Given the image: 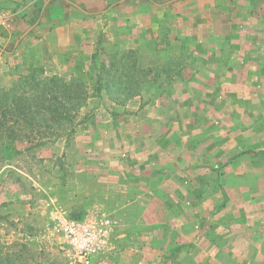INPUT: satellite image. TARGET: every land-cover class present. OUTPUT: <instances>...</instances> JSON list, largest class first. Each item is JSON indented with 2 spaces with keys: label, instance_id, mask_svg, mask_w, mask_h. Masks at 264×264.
Masks as SVG:
<instances>
[{
  "label": "crops",
  "instance_id": "1",
  "mask_svg": "<svg viewBox=\"0 0 264 264\" xmlns=\"http://www.w3.org/2000/svg\"><path fill=\"white\" fill-rule=\"evenodd\" d=\"M0 6L17 8L0 31V69L30 55L50 74L88 78L103 32L111 60L132 51L147 70L140 93L122 103L102 88L101 104L112 105L99 117L102 157L71 162L86 183L65 208L110 222L93 264H264V0ZM122 132L129 144L112 159ZM5 189L0 179V232L11 220V234L38 249L37 229L23 225L34 202L9 201Z\"/></svg>",
  "mask_w": 264,
  "mask_h": 264
},
{
  "label": "rangeland",
  "instance_id": "2",
  "mask_svg": "<svg viewBox=\"0 0 264 264\" xmlns=\"http://www.w3.org/2000/svg\"><path fill=\"white\" fill-rule=\"evenodd\" d=\"M16 10L17 8L13 9V11ZM100 42L101 50L97 65L104 63L107 66L112 61L114 45L103 32H101ZM44 65L28 55V60L21 65L9 64L6 68L0 69V85L8 84L14 77L13 73L19 71V69H30L31 66L45 69ZM48 70L45 69L46 73L52 75L48 73ZM99 70L91 69L92 75L88 78L82 77L79 73L71 78H81L90 95H93L95 75ZM112 72L113 69H101L100 76L103 83L111 82ZM145 77L146 74L144 77H138V81L143 82ZM104 92L109 100H114L110 95L111 93L106 90ZM101 93L103 91L99 95L91 96L88 99L87 105L81 109V114L87 115L88 118L85 124L77 126L75 132L69 137L60 138L55 142H48L39 147L31 146L30 148L26 142L17 141L15 143L17 152L12 151L13 153H10L9 149H7L8 151H0V168L6 166L0 175L4 187L7 188L4 190L5 194L9 201L14 199L22 200L24 203L34 202V208L31 211L35 217L32 220L26 218L23 225L24 227H35L37 229L36 233L39 235V242L35 244L39 246L38 249L30 246L28 242L22 243L16 239V234H11V230L14 229V222L7 220L6 228L10 232L8 231V234L0 232V264H70L60 249L59 235L53 233L46 226L47 216L50 206L61 207L68 214L70 209H74L75 213L84 214L83 218L91 213V211L86 212L82 206H73L75 208L68 209L65 208V205L68 198L74 199L76 196L81 195L78 192L81 190L80 183H86L84 179L81 180L80 175L71 170V162L82 159L85 160V164H94L101 156L99 153H102V149L106 147V143H103L98 136L100 135L99 130L103 129L100 126L102 115L106 113L105 111L110 110L112 105L103 106L101 104L100 99L103 97ZM122 127L127 131L128 126L123 125ZM84 130L87 134H82V132H85ZM125 134L123 132L118 134V140L112 142L111 154L113 156L110 158H116V151L119 146L127 147L129 144ZM122 135L125 144L121 142ZM109 156L110 154H108ZM91 264H93V260Z\"/></svg>",
  "mask_w": 264,
  "mask_h": 264
},
{
  "label": "trees",
  "instance_id": "3",
  "mask_svg": "<svg viewBox=\"0 0 264 264\" xmlns=\"http://www.w3.org/2000/svg\"><path fill=\"white\" fill-rule=\"evenodd\" d=\"M98 55L96 48L91 60L93 68L100 70L96 74L93 95L79 77L67 80L33 66L19 69L8 84L0 85V151L17 152V141L26 142L30 148L69 137L77 126L85 124L88 116L82 115L81 109L91 96L99 95L102 88L118 103L140 93L143 82L138 81V77H144L147 70L137 65L132 51L121 54L107 66L97 65ZM101 69H113L110 83L102 82ZM74 211L69 210L70 218H83L84 214Z\"/></svg>",
  "mask_w": 264,
  "mask_h": 264
},
{
  "label": "built area",
  "instance_id": "4",
  "mask_svg": "<svg viewBox=\"0 0 264 264\" xmlns=\"http://www.w3.org/2000/svg\"><path fill=\"white\" fill-rule=\"evenodd\" d=\"M16 18L12 9H0V31L9 29ZM110 225L107 216L93 211L83 219H72L61 207L50 206L46 226L58 234L60 249L70 264H91L107 245Z\"/></svg>",
  "mask_w": 264,
  "mask_h": 264
}]
</instances>
